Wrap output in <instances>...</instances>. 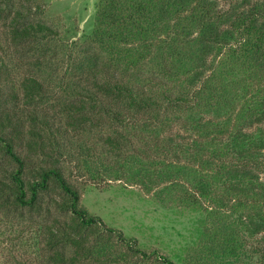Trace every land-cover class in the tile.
Segmentation results:
<instances>
[{"label":"trees","instance_id":"16d2710c","mask_svg":"<svg viewBox=\"0 0 264 264\" xmlns=\"http://www.w3.org/2000/svg\"><path fill=\"white\" fill-rule=\"evenodd\" d=\"M219 1L97 0L83 38L90 46L65 69L46 52L59 33L29 21L16 0H0V212H40L58 188L65 219L44 225L41 264H176L81 206L51 160L77 150L93 159L94 181L135 182L139 169L128 166L142 159L167 170L158 182L192 180L191 188L174 184L181 197L173 203L201 212L205 223L181 264H264V245L249 256L241 235L264 232V0ZM11 45L39 70L18 87ZM57 92L75 101L59 95L51 110L38 106ZM174 127L189 134L192 149L161 140ZM150 144L154 160H139L134 151ZM178 155L188 165L174 162Z\"/></svg>","mask_w":264,"mask_h":264},{"label":"rangeland","instance_id":"374dc122","mask_svg":"<svg viewBox=\"0 0 264 264\" xmlns=\"http://www.w3.org/2000/svg\"><path fill=\"white\" fill-rule=\"evenodd\" d=\"M220 1L219 3L223 5L224 0ZM16 2L15 10L23 11L29 21L45 24L59 33L60 39L58 38L57 42H48L46 47V52L54 57L51 63L53 67L58 56L62 61L61 65H65L66 69L78 50L90 46L83 38L92 31L97 0H16ZM76 40H78L76 46L79 47L74 48ZM11 47L9 53L12 63L9 64L17 67L15 83L18 87V83H21L25 76L31 72L37 75L39 70L36 69L33 58L20 56L16 52L17 47L13 45ZM19 93L20 97H23V93L20 91ZM58 97L75 101L57 92L54 96H47L48 104L45 102L38 106L51 110L50 104H55L53 101ZM161 140L179 144L184 148L194 147L189 134H185L177 127L163 132ZM134 153L137 156L141 155L138 156L139 160L145 155L153 160L156 157L153 144L148 148L139 147ZM72 154L71 157L69 153L59 155V161L53 156L51 160L62 169L66 179L80 192L81 206L92 216L100 218L108 228L123 232L128 239H135L137 246L148 253L158 250L176 264H181L187 253L197 246L204 228L205 215L173 203L174 199L181 197V189L174 184L180 183L191 188L189 185L192 183L191 179H186L185 175H173L172 179L167 180L168 177H165L163 179L165 181L158 182L161 174H165L167 170L160 161L153 163L142 159L141 167L136 165L134 170L130 164L128 166V173H136V169H139L140 179L135 182L127 183L126 180L111 182L106 178H97L94 181L88 172L93 159L83 157L80 150ZM177 157L178 160L174 159V162L188 165L183 155ZM2 159L0 157V161ZM44 159L40 157L43 165L46 164L43 162ZM114 161L116 164L122 163ZM170 174L172 175L171 172ZM159 193H162L165 204L157 200L156 195ZM62 200L60 191L55 187L44 195L40 212L29 209L11 210L6 214L0 212V264L42 263L47 255L42 242L44 225L54 217L65 219L58 205ZM241 235L246 242L245 249L249 250V256H252L250 253L253 248L264 245V232L251 236L250 232L246 231ZM258 258L253 255V262L255 263Z\"/></svg>","mask_w":264,"mask_h":264}]
</instances>
